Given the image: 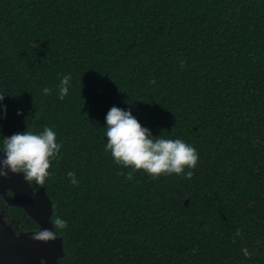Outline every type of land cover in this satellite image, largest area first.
<instances>
[{
	"label": "trees",
	"instance_id": "trees-1",
	"mask_svg": "<svg viewBox=\"0 0 264 264\" xmlns=\"http://www.w3.org/2000/svg\"><path fill=\"white\" fill-rule=\"evenodd\" d=\"M0 93V150L46 126L61 145L30 182L67 221L60 264H264V0H0ZM112 107L192 145V179L127 180Z\"/></svg>",
	"mask_w": 264,
	"mask_h": 264
},
{
	"label": "clouds",
	"instance_id": "clouds-1",
	"mask_svg": "<svg viewBox=\"0 0 264 264\" xmlns=\"http://www.w3.org/2000/svg\"><path fill=\"white\" fill-rule=\"evenodd\" d=\"M183 66V62H181ZM70 75H65L59 84V99L63 100L69 94ZM150 83L155 84L152 80ZM45 94L49 93L46 87ZM5 94L0 93V101ZM5 116L7 109H4ZM21 113L18 111L17 115ZM106 151L110 152L114 162L125 168H130L126 174L127 180H132L133 173L143 171L153 179L165 175H183L192 179L199 162L196 149L181 139L153 138L151 132L141 126L130 111L112 107L106 116ZM61 145L57 143L56 133L51 127H44L40 133L26 130L3 139V158L0 159V177L8 173L23 174L27 182L35 181L44 185L49 178L52 161L57 159ZM187 170V171H186ZM74 186L78 180L74 172H68ZM53 229H64L67 221L58 216L53 218ZM237 234L240 231L237 230ZM57 238L55 230L43 229L33 233L32 239L38 242L54 241ZM247 258L251 253L247 248L242 249Z\"/></svg>",
	"mask_w": 264,
	"mask_h": 264
},
{
	"label": "water",
	"instance_id": "water-1",
	"mask_svg": "<svg viewBox=\"0 0 264 264\" xmlns=\"http://www.w3.org/2000/svg\"><path fill=\"white\" fill-rule=\"evenodd\" d=\"M0 150V159L3 158ZM12 194L7 196L8 192ZM0 195L8 206L22 208L39 226L38 230L17 233L7 224L4 212L0 213V264H60L65 257L64 239L38 242L32 239L33 233L39 230H54L52 224L53 203L45 188L35 191L23 174L8 173L0 177ZM189 200L186 201L188 205Z\"/></svg>",
	"mask_w": 264,
	"mask_h": 264
},
{
	"label": "flooded vegetation",
	"instance_id": "flooded-vegetation-1",
	"mask_svg": "<svg viewBox=\"0 0 264 264\" xmlns=\"http://www.w3.org/2000/svg\"><path fill=\"white\" fill-rule=\"evenodd\" d=\"M11 194L12 193L9 191L6 195L10 196ZM10 207H13V206H8L5 198L0 195V213H3V212L5 213L4 214V219L6 220L7 224L12 225L16 229L17 233H20V232H31V231L37 230V229H32V230L26 229L27 225H25V224L27 222L24 221L22 223L20 221V219L17 218L16 212L11 210Z\"/></svg>",
	"mask_w": 264,
	"mask_h": 264
}]
</instances>
